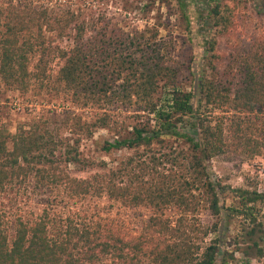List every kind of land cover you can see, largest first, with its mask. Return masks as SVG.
Listing matches in <instances>:
<instances>
[{
	"label": "trees",
	"instance_id": "16d2710c",
	"mask_svg": "<svg viewBox=\"0 0 264 264\" xmlns=\"http://www.w3.org/2000/svg\"><path fill=\"white\" fill-rule=\"evenodd\" d=\"M174 1L189 21L186 0ZM49 2L0 4L3 86L19 94L53 90L70 105L14 132L0 123V264H250L235 253L264 259V192L225 187L208 166L230 144L245 158L264 151V39L247 46L228 72L203 56L185 90L156 34L88 25ZM257 14L264 16V4ZM194 15L202 28L203 12ZM204 44V53L212 51ZM115 104L131 115L116 121ZM98 130L111 136L102 152L131 153L111 165L83 159L82 141ZM71 167L91 173L75 177ZM20 190L32 196L27 205ZM99 198L147 209L139 234L124 237L99 217L92 207ZM202 211L213 220H201ZM239 217L238 237L231 228Z\"/></svg>",
	"mask_w": 264,
	"mask_h": 264
},
{
	"label": "rangeland",
	"instance_id": "374dc122",
	"mask_svg": "<svg viewBox=\"0 0 264 264\" xmlns=\"http://www.w3.org/2000/svg\"><path fill=\"white\" fill-rule=\"evenodd\" d=\"M50 5L75 12L79 17L85 18L88 25L97 24L103 27L125 30L137 29L146 30V35L154 33L156 43L160 48L166 47L171 58L175 61L180 75V85L185 90H190L192 85L191 72L195 71L196 64L202 63V57H214V65L217 72L229 71L234 61L240 58V53L247 46L254 45L264 39V16L258 15L257 11L264 0H186L187 16L190 21V28L174 0H49ZM8 0H0V4H6ZM217 10L218 15L212 12ZM201 10L204 14L203 26L198 24L199 17L194 13ZM209 14V15H208ZM221 19L222 23H218ZM200 22V23H202ZM216 25V26H215ZM201 29V30H199ZM201 31V32H200ZM170 48L168 47V43ZM213 44L209 49L208 44ZM167 44V45H166ZM213 61V59H212ZM57 71V65L51 66L52 77ZM211 77L214 72L209 70ZM219 77V76H218ZM120 83V82H118ZM125 105L115 104L110 108L116 121H122L131 115L125 109ZM70 109L68 98L56 93L53 90H46L41 94L29 92L19 94L9 90L0 81V123L8 127L12 132L21 125H29L33 118L50 116L51 111L61 113ZM75 113H85L79 109H73ZM85 115V114H84ZM209 117H216L219 112L209 114ZM86 116V115H85ZM42 121L44 119H41ZM130 119L126 118L128 124ZM60 122L52 123L49 127L59 126ZM111 139L110 134L105 130H98L89 140H84L79 148L80 155L90 163L104 161L111 165L115 161L129 155L127 150L113 151L105 154L100 150L103 140ZM186 149L182 144L181 148ZM211 177L221 185L230 189H256L264 192V151L255 157L245 158L240 155V150H235L230 144V149L222 154L213 157L208 163ZM71 174L75 177L85 178L91 172L78 171L71 167ZM17 195L22 203H30L31 195L20 190ZM30 199V200H29ZM232 194L226 195V205H231ZM92 207L99 217L111 219L117 231L124 237H132L139 234L141 225L150 214L144 208H126L116 203L108 202L105 198L94 200ZM260 214L264 216V204L258 206ZM170 219L177 218L175 210L165 211ZM203 221H212V217L205 211L200 213ZM240 217L234 220L231 234L240 236ZM240 242V238H237ZM234 246L227 247L230 251ZM238 263L243 259L249 260L250 264H264V259L257 260L254 254L243 258L240 253H235Z\"/></svg>",
	"mask_w": 264,
	"mask_h": 264
}]
</instances>
